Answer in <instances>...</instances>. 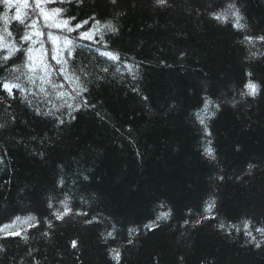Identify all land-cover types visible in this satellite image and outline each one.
<instances>
[{"label":"trees","instance_id":"trees-1","mask_svg":"<svg viewBox=\"0 0 264 264\" xmlns=\"http://www.w3.org/2000/svg\"><path fill=\"white\" fill-rule=\"evenodd\" d=\"M228 2L169 0L164 8L153 0L64 5L77 17L73 24L89 20L79 31L91 27L93 16L102 23L111 20L119 31L106 33L108 49L79 41L92 49L76 63L93 73L84 96L94 108L82 107L70 121L65 115L66 123L58 126L53 117L36 115L19 95L7 99L16 119L0 129V226L21 220L0 232V264H33V257L39 264H115L110 248H120V264H264V243L260 248L248 243L243 224L249 221L252 234L264 242L255 232L264 228V57L248 58L249 49L239 42L245 33L210 16ZM235 3L248 25L246 34L264 35V0ZM3 10L0 5V14ZM97 48L118 52L120 61L99 57ZM251 50L264 52V45ZM126 64L138 65L135 79ZM100 65L108 73L100 72ZM248 72L261 85L255 98L240 96ZM205 96L220 104L206 121L210 136L195 118ZM30 99L47 110L41 99ZM7 119L0 115V122ZM208 146L215 161L204 156ZM65 193L73 210L87 211V217L55 220L47 204L51 200L60 207ZM211 199L214 218L196 224L209 215L204 208ZM169 210L159 227H145ZM29 215L40 221L38 227L21 222ZM92 216L100 222H83ZM130 228L139 231L130 237ZM17 229H28L27 242L24 233L5 235ZM113 229L115 239L105 243L101 233Z\"/></svg>","mask_w":264,"mask_h":264},{"label":"snow or ice","instance_id":"snow-or-ice-1","mask_svg":"<svg viewBox=\"0 0 264 264\" xmlns=\"http://www.w3.org/2000/svg\"><path fill=\"white\" fill-rule=\"evenodd\" d=\"M116 2L117 0H111L112 4H116ZM82 3L83 0H0V5H3L4 8L3 13L0 14V22H2V26H0V72L4 73L3 76H0V94H4L0 95V104L4 105V111L0 115L8 116L7 120L0 122V129L7 127L9 123L15 122L16 116L9 112L11 105L7 103V99H16L17 95L22 98L24 103L33 107L36 115L53 117L58 126L66 123L65 115H67L69 121L74 120L73 113L79 111L82 107H95V105H89L87 98L84 96V93L88 92L87 85L93 73L87 70L88 65L81 64L77 66L76 63L78 55H81L85 50L91 52L92 49H86L79 41L87 40L93 44L101 45L103 49H108L109 45L105 40L106 33L116 34L119 29L111 20L102 23L93 16L90 18L93 21L91 27L87 31H79L84 25L89 24V20L73 24L77 17L72 15L69 8L64 7V5L72 6L75 4L78 6ZM153 5L159 8L170 6L169 0H153ZM12 10H14V15L10 16L9 12ZM210 16L221 24L231 22L234 29L245 33L243 39L239 42L249 49L248 58L264 57V52L251 50L256 48L257 44L264 45V35L246 34L248 25L244 22L245 18L235 0H229L224 8L210 13ZM73 33L77 35L73 36ZM78 49L80 52L77 51ZM95 51L99 57L106 58L113 63L120 61L118 52L102 51L100 48L95 49ZM125 68L135 79V68H138V65L126 64ZM115 70L119 71L120 69L116 68ZM99 71L108 73L109 69L100 65ZM247 76L249 79L244 85L245 90L240 92V96L255 98L260 93L261 85L251 79V72H248ZM54 77L62 79L58 81ZM96 78L100 79L101 77L96 76ZM30 97L41 99L47 110L42 109L40 103L33 105ZM219 109V103L205 96L203 109L195 113L196 120L207 136H210L211 132L206 121L215 117ZM208 143L210 145L211 141ZM40 155L43 156V153H40ZM204 156L210 161L217 159L214 149L210 146L205 147ZM2 162V159H0V163ZM251 167L252 165H249V169ZM84 179L87 180L88 177L84 176ZM218 179L222 181L224 177L219 176ZM64 185L65 180L61 177L58 186L63 188ZM69 200V195L65 193L64 199L58 201L60 207L56 208L49 200L47 207L54 209L51 215L55 220L63 221L68 216H88L87 211L79 209L74 211L69 204ZM82 202L86 203V201ZM214 208V199L206 202L204 212L209 215L202 216L195 223L200 224L204 219L214 218L211 216ZM170 216V210L160 212L156 220L145 227L149 230L159 227L157 222L167 220ZM20 220V217H16L11 225L0 226V232H4L6 228L15 225ZM30 221H34V223H30ZM21 222L27 224L29 229L40 225V221L32 215L24 218ZM44 222L48 229L53 228L51 220L45 218ZM83 222L92 224L100 221L97 216H92ZM187 223L188 221H185V224ZM243 224L244 234L250 237L248 243L260 248L264 242L258 241L257 237L252 234L250 222L246 220ZM219 227L223 228L224 225L221 223ZM233 227L236 228L237 232L240 231L235 225ZM27 231L28 229H17L14 232L5 233V235L21 236L24 233L22 239L27 242L29 239ZM114 231L115 229L101 233L105 243L109 238L115 239ZM138 231L137 228H130L129 236L131 237ZM255 232L264 236V228H256ZM42 235L49 237L50 233L44 231ZM127 243L132 244L133 240L129 238ZM71 246L75 249L77 241H72ZM0 251H4L2 245H0ZM108 251L115 264H120V248H110ZM28 255H32L31 249ZM33 264H39L35 257H33Z\"/></svg>","mask_w":264,"mask_h":264}]
</instances>
